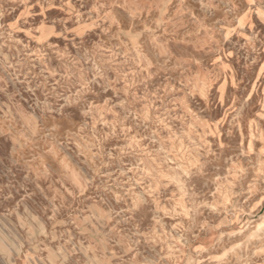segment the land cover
I'll use <instances>...</instances> for the list:
<instances>
[{
  "label": "clouds",
  "instance_id": "1",
  "mask_svg": "<svg viewBox=\"0 0 264 264\" xmlns=\"http://www.w3.org/2000/svg\"><path fill=\"white\" fill-rule=\"evenodd\" d=\"M0 264H264V0H0Z\"/></svg>",
  "mask_w": 264,
  "mask_h": 264
}]
</instances>
